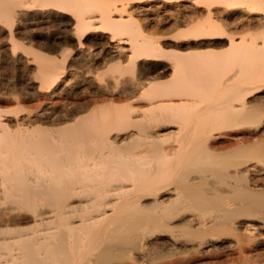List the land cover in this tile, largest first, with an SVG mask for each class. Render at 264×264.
I'll list each match as a JSON object with an SVG mask.
<instances>
[{
	"label": "bare ground",
	"instance_id": "bare-ground-1",
	"mask_svg": "<svg viewBox=\"0 0 264 264\" xmlns=\"http://www.w3.org/2000/svg\"><path fill=\"white\" fill-rule=\"evenodd\" d=\"M0 104V264H264V0H0Z\"/></svg>",
	"mask_w": 264,
	"mask_h": 264
},
{
	"label": "rangeland",
	"instance_id": "rangeland-1",
	"mask_svg": "<svg viewBox=\"0 0 264 264\" xmlns=\"http://www.w3.org/2000/svg\"><path fill=\"white\" fill-rule=\"evenodd\" d=\"M175 45L176 44H174V43L166 42V48L167 49L176 50L179 52H186L187 51L185 43L180 44L179 47H178V45H176V46ZM224 45L226 47V44L220 40H199L196 42H191L189 47H190V49L197 51L200 54H203V53H212V52L221 51L224 49ZM176 47H177V49H175ZM168 75H169V73H168ZM168 75L166 74L165 77L162 79H165ZM149 77H156V73L151 72ZM0 105H1L0 106L1 110L6 109V107L4 105H2V104H0Z\"/></svg>",
	"mask_w": 264,
	"mask_h": 264
}]
</instances>
